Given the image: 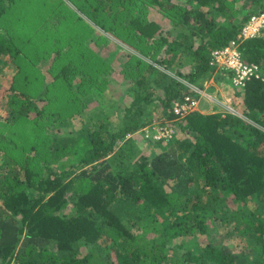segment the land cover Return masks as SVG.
<instances>
[{"label":"trees","instance_id":"obj_1","mask_svg":"<svg viewBox=\"0 0 264 264\" xmlns=\"http://www.w3.org/2000/svg\"><path fill=\"white\" fill-rule=\"evenodd\" d=\"M70 1L152 62L133 52L120 58L126 85L119 105L100 101L86 119L85 104L108 88L107 59L100 50H93L94 59L60 55L47 41L46 17L75 14H62L64 0L50 7L41 0L47 14H36L33 30L43 51L57 52L54 61L63 68L56 94L67 96L49 102V84L36 94L15 79L10 86L7 124L20 121L33 130L16 138L0 132L7 141L0 140V264H264V81L244 88L230 77L224 82L238 114L204 113V102L181 118L173 112L185 95L199 97L191 86L204 88L213 76L212 51L239 35L261 0ZM17 3L0 0V74L6 56L19 66L26 58L24 30L11 34L3 23ZM241 50L264 70L260 38ZM75 93L86 99L82 108L72 105ZM156 109L163 124L173 125L171 138L145 137ZM232 239L255 245L236 251Z\"/></svg>","mask_w":264,"mask_h":264},{"label":"rangeland","instance_id":"obj_2","mask_svg":"<svg viewBox=\"0 0 264 264\" xmlns=\"http://www.w3.org/2000/svg\"><path fill=\"white\" fill-rule=\"evenodd\" d=\"M49 1L50 2L48 3V7L54 6L52 3L54 4L59 3V0H52V2L51 0ZM64 1H65L64 4H60V5H64V11L62 14L64 15L68 14L69 16H71V14H75V15L72 18L67 19L66 17L59 15L55 11H50V15L48 14L46 17L48 21L46 23L45 20L46 29H44L46 31L49 30L47 32L48 35L47 41H49L48 43L53 47H55L58 50L57 52L61 53L60 55L65 57H71L77 59L81 57V55L83 54L88 56V58L90 57L91 59H94L93 50L94 51L100 50L98 52H100V54L103 57H106L107 59L106 68L109 70V74H106V79H109L108 88L104 91V96H100L98 99L97 97H95V99L93 100H91L92 98L88 99L91 101L88 104H85L84 111L82 113L83 116L86 115V119H89L88 118L89 113H91V110L99 108L100 101L106 107H109V103L113 101H116L117 105H119V100H120V96L122 95L123 86L126 85L122 76V72H121L122 67H121V63L119 62V59L120 58L121 60L125 59L126 53L128 52H133L136 55L141 56L142 58H145V56H143L141 53H139L130 45L114 37L110 32H107L104 29H102L100 25L92 22L87 17V15H85L80 11L79 9L80 5H78V3H76L75 5L70 0H64ZM44 9H45L44 3L42 4L41 0H18L15 10L10 11L8 20L3 21L5 25L7 24L9 26L11 34H19L18 33L20 31L19 27L23 29L24 31L23 32L20 31V32L23 36L26 35L25 37L27 40V42H25L23 46L25 50L26 58L23 59L21 66H19L18 61L17 64L14 65L12 57L8 55L4 59L7 63L2 64L3 70L1 71L0 74V132L5 133L12 131V136L14 135L13 137H15V134H18L21 131H25L27 134H31L33 130V124H28V123L26 124L20 121L17 124L14 123L7 124L8 121L7 116L9 115L8 101L10 96L12 95L10 86L14 79L16 80V85L21 90L33 94H36L37 90L40 88L41 89L47 88L46 85L49 84L50 87V89L48 90L49 93L47 95L45 93L46 96L45 99L49 100V102L50 100L53 101L50 98H55V96H58L55 101L60 103V99L66 100V96H67L66 93L56 94V91L58 89H61V82L58 80L56 75L59 74L63 68L62 67L59 69L60 64L54 61L55 58L54 54L57 52L54 51L51 53H47V51H43L41 49L42 45L40 43V40L36 32L33 30L37 23V19H39V17L36 14L41 11L42 14H47V11H43ZM151 12L154 13L156 17L158 18L160 17L156 9H152ZM77 15L81 16L80 19ZM3 18H5V16ZM41 18L43 19L44 16H41ZM100 34H104L107 37H109L110 42L103 43L102 39L98 38ZM75 37L77 38L76 41L74 40ZM99 41L102 42L101 45H99ZM65 57L61 59L64 62H66ZM145 59L147 61L152 62L147 57ZM92 61L94 62L95 60ZM259 64L262 67L263 62ZM16 65L19 66V73L17 74H15L17 69ZM262 71L264 73L263 68ZM54 78H57L56 82L59 85H55V84L52 85ZM228 78L229 76H227L226 80L224 79L222 81V84H218L219 90L217 95H215V93L211 94L209 90H206L209 87L208 86L209 83L207 87L204 86L203 94L204 95L206 93L207 94L210 93V94L204 96L203 98H205L208 102H211L212 104L213 103L219 104L221 106L220 108L222 111H229V108H231L232 106L235 109L234 111H236L235 113H237L233 99L232 97L230 98L229 95V92L231 91L230 87L229 86H228L229 88L226 87L225 86L226 83H224L228 81ZM113 80H115L116 83H114ZM44 81L45 84H43ZM79 81H80V76L74 80V83H77ZM205 82L206 80L204 81V83ZM75 88H76V92L81 91L80 87L77 84ZM75 95H76V100L72 105L79 103L77 109L82 108V106L84 105L83 103L86 102V99L82 101L80 100V97H82L81 95L79 98L77 96V93H75ZM47 100L44 101L37 100V101L41 106L44 103H47L48 102ZM155 112L158 113L155 115L154 118V121L156 123L166 122L167 119L159 116V113H161L160 110L156 109ZM78 113H80V111ZM34 114H35L34 112H31L30 116L32 117L34 116ZM122 114L123 113L120 112L119 116H121ZM81 118H82L81 116H77L76 122L79 123L78 120H80ZM134 138L135 137L131 139ZM0 140H4V139L2 138ZM24 140H26V138H24ZM137 140L138 139H135V142H137ZM25 144L27 145L28 148L30 143H25ZM139 148L141 149V145ZM126 149L128 150L129 147H127ZM143 151L147 154L150 153L149 149H144ZM14 156H18V154H15ZM238 241H241V239H238L237 241L232 239L230 241L231 245L235 246L236 251L241 250L242 247L244 246L250 249L249 247L255 245V242L249 241L247 239L245 240L243 239L240 243H238Z\"/></svg>","mask_w":264,"mask_h":264},{"label":"built area","instance_id":"obj_3","mask_svg":"<svg viewBox=\"0 0 264 264\" xmlns=\"http://www.w3.org/2000/svg\"><path fill=\"white\" fill-rule=\"evenodd\" d=\"M254 38H260L264 43V0H261L259 9L244 23L239 35L230 40L226 45L215 48L211 53L210 65L214 68L215 72H222L229 76L235 87L244 88L249 81L254 79L264 81L261 65L257 62H247L243 59L242 44L246 40ZM207 85L208 83L206 82L205 87ZM192 89L199 95L203 94L204 91V88L200 89L196 86H193ZM202 96L192 97L185 95L182 101L174 102L173 112L178 118H181L192 111L198 110ZM234 110L231 106L228 112L235 113L236 111ZM143 131L146 138L161 140L171 138L175 129L171 123L163 124L162 122L156 123L154 121L152 130L147 127Z\"/></svg>","mask_w":264,"mask_h":264},{"label":"crops","instance_id":"obj_4","mask_svg":"<svg viewBox=\"0 0 264 264\" xmlns=\"http://www.w3.org/2000/svg\"><path fill=\"white\" fill-rule=\"evenodd\" d=\"M76 39L77 38L75 37L74 40L76 41ZM221 75L223 77H220ZM223 78L226 80L227 79V76L225 74H223L222 72H214L213 76L211 78H209V80L206 81L207 83H209V85H208L209 87L206 90H209L211 92V94L212 93H215V95H217L218 94V90H219V87H218L219 85L218 84H222ZM205 83H204V86H205ZM229 84H230V86H232L231 82ZM200 89H203V88H200ZM208 94H210V93H208ZM208 94L207 93L205 95L204 94H201L199 96L201 97L203 95L202 96V98H203L204 96H207ZM229 95H230V98H231L232 97L231 96L232 95V92L231 91L229 92ZM202 98L200 100V104H201V102H204V103L208 104L205 109H202L201 110L199 108L202 112L209 113V112H214V111H222L221 108L218 106V104H216V103L215 104L214 103L212 104L211 102H208L207 100H206V102L204 100L202 101Z\"/></svg>","mask_w":264,"mask_h":264},{"label":"clouds","instance_id":"obj_5","mask_svg":"<svg viewBox=\"0 0 264 264\" xmlns=\"http://www.w3.org/2000/svg\"><path fill=\"white\" fill-rule=\"evenodd\" d=\"M198 110H199V109H198ZM237 114H238V112H237ZM147 127H148V126H146V127H144V128H147ZM151 127H152V126H151ZM144 128H143V129H144ZM143 129H142V131H143Z\"/></svg>","mask_w":264,"mask_h":264}]
</instances>
